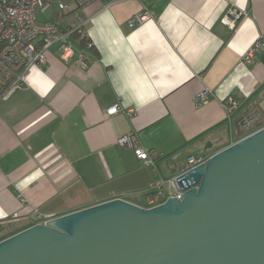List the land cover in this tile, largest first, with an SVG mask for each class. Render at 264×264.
Segmentation results:
<instances>
[{"label": "crops", "instance_id": "crops-1", "mask_svg": "<svg viewBox=\"0 0 264 264\" xmlns=\"http://www.w3.org/2000/svg\"><path fill=\"white\" fill-rule=\"evenodd\" d=\"M141 11L150 19L131 26ZM231 11L242 13L235 27ZM48 21L85 23L87 37L69 36V60L52 45L47 63L0 99V241L114 199L147 207L152 183L165 181L169 197L189 156H213L264 127V0H97ZM131 133L151 163L118 142Z\"/></svg>", "mask_w": 264, "mask_h": 264}, {"label": "water", "instance_id": "water-1", "mask_svg": "<svg viewBox=\"0 0 264 264\" xmlns=\"http://www.w3.org/2000/svg\"><path fill=\"white\" fill-rule=\"evenodd\" d=\"M179 186L156 207L114 199L30 226L0 241V264H264V127Z\"/></svg>", "mask_w": 264, "mask_h": 264}, {"label": "built area", "instance_id": "built-area-1", "mask_svg": "<svg viewBox=\"0 0 264 264\" xmlns=\"http://www.w3.org/2000/svg\"><path fill=\"white\" fill-rule=\"evenodd\" d=\"M79 7H84L97 0H74ZM56 3L59 10L66 11L69 6L63 0H0V99L22 86L26 81V74L33 66H40L47 63L49 48L58 44L60 57L63 60H69L76 52L69 36L76 33L81 40H86V33L83 30L84 24L81 23L76 28H64L59 23L48 21L40 23L37 19V11L45 10L50 4ZM242 13L231 11L226 18L229 26L235 27L241 19ZM150 19L148 11H141L130 19V25L142 24ZM92 46L91 43H88ZM262 41L256 44L245 55V60L251 62L255 54L260 51ZM78 62L81 67L87 66L84 61V54L79 52ZM208 90L202 91L198 100L206 102L208 99ZM239 107L238 103H233L228 107L233 112ZM120 111L118 105L111 106L108 113L114 114ZM121 145L132 148L136 156L149 164L153 156L145 150L140 144L136 134L118 138ZM212 156L208 154L191 155L188 157L185 167L181 172L168 183L173 188V193L169 197L181 198L184 193L179 186L180 177L201 164H207ZM165 181L159 180L152 183L153 192L149 197L148 206L152 208L163 204L169 197L164 190ZM51 216L41 218L38 223L47 224Z\"/></svg>", "mask_w": 264, "mask_h": 264}, {"label": "rangeland", "instance_id": "rangeland-1", "mask_svg": "<svg viewBox=\"0 0 264 264\" xmlns=\"http://www.w3.org/2000/svg\"><path fill=\"white\" fill-rule=\"evenodd\" d=\"M65 4L69 6V8L65 11V13H69L74 7L76 6V3L74 0H63ZM56 3L50 4L45 10L39 9L37 11V19L39 22L43 23V21H46L47 19L57 18L59 14V10L57 6H54ZM262 107L264 109V96H262Z\"/></svg>", "mask_w": 264, "mask_h": 264}, {"label": "trees", "instance_id": "trees-1", "mask_svg": "<svg viewBox=\"0 0 264 264\" xmlns=\"http://www.w3.org/2000/svg\"><path fill=\"white\" fill-rule=\"evenodd\" d=\"M233 103H238L237 100L235 98H231L230 102L228 103L229 107H231L233 105ZM239 104V103H238Z\"/></svg>", "mask_w": 264, "mask_h": 264}]
</instances>
